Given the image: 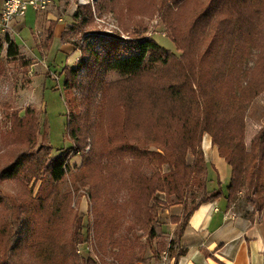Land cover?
Wrapping results in <instances>:
<instances>
[{
    "label": "rangeland",
    "instance_id": "obj_1",
    "mask_svg": "<svg viewBox=\"0 0 264 264\" xmlns=\"http://www.w3.org/2000/svg\"><path fill=\"white\" fill-rule=\"evenodd\" d=\"M88 5L94 22L82 23L69 37L83 49L81 58L71 43L46 49L49 18L68 29L78 10L87 15ZM16 19L26 21L29 31L11 26L0 35L13 39L20 53L8 57L3 43L0 264H176L184 204L163 192L146 197L134 177L139 166L128 164L132 157L112 156L122 136L148 129L161 96H146L149 82L128 83L117 71L100 68L85 51V38L94 49L116 40L122 48L118 55L125 56L136 50L138 37H150L180 58L172 39L183 37L193 84L197 79L206 84L208 72L229 55L245 58L244 69L255 80L264 74L257 66L264 62V0H49L44 9L29 8ZM82 61L77 78L64 86L63 67ZM262 127L264 92L244 105L242 119L230 130L249 148ZM207 140L205 133V161ZM151 160L142 167L144 174L156 168L158 161ZM13 163L15 174L3 176ZM54 163L64 165L59 180L52 176ZM161 170L168 172V164ZM227 185L221 184L222 190ZM232 207L252 213L243 191Z\"/></svg>",
    "mask_w": 264,
    "mask_h": 264
},
{
    "label": "trees",
    "instance_id": "obj_2",
    "mask_svg": "<svg viewBox=\"0 0 264 264\" xmlns=\"http://www.w3.org/2000/svg\"><path fill=\"white\" fill-rule=\"evenodd\" d=\"M82 7L79 5L80 9ZM85 9L87 15L82 16L79 10L73 15L75 24L62 33L63 42L71 43L70 35H75L82 23L94 22L90 6H85ZM55 23L50 21L47 29L46 40L49 42L52 40ZM184 39H172L182 53L180 58L167 53L150 37H138L136 50L125 56L118 55L122 48L116 40L94 49L85 38L88 47L84 48L100 68L117 71L126 76L125 81L128 83L149 82L151 86L146 89V96H161V103L156 104L158 108L148 129L122 136L113 145L112 156L113 159H119L121 155L132 157V162L128 164L139 166L134 177L146 190V197L151 198L155 192H163L184 204L185 219L179 228V237L189 216L201 203L222 197L233 203L241 191L252 206V214H264V127L255 134L249 148L241 136L230 130L242 119L244 105L264 92V74H258L252 80L244 69L245 58L239 56L235 59L229 55L208 72L210 74L206 84L200 79L193 84L192 64L184 56ZM4 42L7 44L6 55L10 58L18 57V44L6 35L4 39L0 38V60ZM71 44L76 46L74 42ZM78 48L81 58L83 49L80 46ZM82 63L77 67H63L64 86H69L71 80L77 78ZM257 66L264 68V62L260 61ZM66 96L69 105L70 98L67 93ZM69 124L70 121L67 122ZM205 133L211 137V143L217 147L219 156L230 168L225 193L219 180L216 187L209 188L212 180L207 175V162L201 149ZM149 145L154 146L155 150H150ZM188 156L192 158L191 162ZM151 159L157 160L158 164L151 174H144L141 169L152 162ZM162 163L168 164V172L161 170ZM16 164L6 167L2 175H14L18 166ZM64 174V165L54 163L53 179L59 180ZM187 199L190 200L189 205ZM78 230L76 235L79 234ZM184 252V249H180L177 257ZM46 260L50 263L52 258L49 256Z\"/></svg>",
    "mask_w": 264,
    "mask_h": 264
},
{
    "label": "crops",
    "instance_id": "obj_3",
    "mask_svg": "<svg viewBox=\"0 0 264 264\" xmlns=\"http://www.w3.org/2000/svg\"><path fill=\"white\" fill-rule=\"evenodd\" d=\"M3 2L0 0V6ZM50 21L56 23L52 40L43 42L45 48L68 45L61 39L67 28L49 18L46 29ZM12 28L17 32L29 31L24 20L15 19ZM71 47L73 53L80 56V50ZM204 152L207 175L212 180L209 188L216 187L218 180L221 184L229 182L230 168L211 140L204 142ZM179 246L185 252L177 257L176 264H264V218L258 219L257 214L250 211L234 210L224 197L201 203L189 216L179 237Z\"/></svg>",
    "mask_w": 264,
    "mask_h": 264
},
{
    "label": "built area",
    "instance_id": "obj_4",
    "mask_svg": "<svg viewBox=\"0 0 264 264\" xmlns=\"http://www.w3.org/2000/svg\"><path fill=\"white\" fill-rule=\"evenodd\" d=\"M49 0H4L0 6V35L11 29L13 21L25 15L27 9H44Z\"/></svg>",
    "mask_w": 264,
    "mask_h": 264
}]
</instances>
